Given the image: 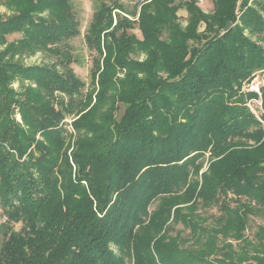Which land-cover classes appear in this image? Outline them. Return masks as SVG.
Returning <instances> with one entry per match:
<instances>
[{
    "label": "trees",
    "instance_id": "obj_1",
    "mask_svg": "<svg viewBox=\"0 0 264 264\" xmlns=\"http://www.w3.org/2000/svg\"><path fill=\"white\" fill-rule=\"evenodd\" d=\"M250 1L213 0L211 13L197 0L102 2L85 35L89 85L72 68V1H11L0 264H264V226L246 235L264 220V5ZM26 50L56 60L25 67L14 58Z\"/></svg>",
    "mask_w": 264,
    "mask_h": 264
},
{
    "label": "rangeland",
    "instance_id": "obj_2",
    "mask_svg": "<svg viewBox=\"0 0 264 264\" xmlns=\"http://www.w3.org/2000/svg\"><path fill=\"white\" fill-rule=\"evenodd\" d=\"M11 1L14 4V0H0V18H2L3 20H7L9 18H13L14 16L18 15V11L15 10V7L12 5ZM71 1H72L73 11L76 17L78 18V20L80 21V28H81V34L69 42V45L71 46L72 56L75 60V62L72 64V68L74 69L75 73L87 85H89V83L91 82V69L93 67V59L95 56V52L91 51L87 47L85 35L92 22L94 12L97 10L98 7H100L102 2L104 1L108 2V0H71ZM257 1L261 2L264 5V0H257ZM125 4L129 10H133L135 8L136 2L130 1V2H125ZM252 4H253V0L249 2V5H252ZM199 7H201V9L205 11L206 13H211L214 8L213 0H203V3L201 5L199 4ZM45 15L46 14H41L40 16L43 17ZM179 15H180L181 23L185 26L186 19H187V12L185 10H182L179 12ZM39 18L40 17L38 16L35 19H39ZM134 32L138 35L139 38H141V33L138 30H135ZM21 37H22V34L10 35L7 37V41L11 43L15 40L20 39ZM252 38L254 40L259 41V39L256 36H252ZM261 43L264 44V42H261ZM7 46H8L7 42L6 44L5 43L0 44V51L1 50L4 51L5 49H7ZM18 52L20 53L19 58L16 57L14 58V60H17L18 61L17 63L25 67L36 66V65H49V63L56 60L55 57L47 53H41L37 51L33 52L30 50H26L23 52L18 51ZM12 85L15 89H19L18 81L13 82ZM251 86H253L252 89L253 88L256 89L258 87L260 90L258 94L261 95V87L263 86L262 78H260V76H256L254 80L252 81L250 87ZM250 87H249V90H250ZM249 105L254 113H256L257 115L261 113L262 111L261 101L253 100L249 103ZM16 119L21 122L20 115H17ZM71 122L72 120L70 121V124ZM68 128L71 130L72 129L71 125H69ZM209 155L210 154H207V157ZM208 167H209V163L206 162L204 164V168L202 169L201 174L203 173V171H207ZM155 207H156V204L152 205L151 210L156 209ZM204 213L207 215H214V216L219 215L216 208L207 210ZM6 219H7L6 213L2 209L1 204H0V223H4ZM210 222H212V219H210ZM174 225H178L177 226L178 230L183 229V227L181 226L182 224L174 223ZM260 226H264V220L262 218L256 217V216L250 217L249 228L246 232L247 237H249V239H253L255 233L257 232ZM21 229H22V224L15 225L14 230L16 232L18 231L20 232ZM187 235H188V231H184L183 236L186 237ZM2 239L3 238L0 236V246H1ZM234 244L236 245V242Z\"/></svg>",
    "mask_w": 264,
    "mask_h": 264
},
{
    "label": "built area",
    "instance_id": "obj_3",
    "mask_svg": "<svg viewBox=\"0 0 264 264\" xmlns=\"http://www.w3.org/2000/svg\"><path fill=\"white\" fill-rule=\"evenodd\" d=\"M197 3L201 5V4L203 3V0H197ZM252 87H253V86L250 87V90L255 91V92H257V93L260 92V90H259L258 87H257L256 89H254V88L252 89Z\"/></svg>",
    "mask_w": 264,
    "mask_h": 264
},
{
    "label": "water",
    "instance_id": "obj_4",
    "mask_svg": "<svg viewBox=\"0 0 264 264\" xmlns=\"http://www.w3.org/2000/svg\"><path fill=\"white\" fill-rule=\"evenodd\" d=\"M230 27H231V24H229V25L227 26V28L225 29V31H228V30L230 29Z\"/></svg>",
    "mask_w": 264,
    "mask_h": 264
},
{
    "label": "clouds",
    "instance_id": "obj_5",
    "mask_svg": "<svg viewBox=\"0 0 264 264\" xmlns=\"http://www.w3.org/2000/svg\"><path fill=\"white\" fill-rule=\"evenodd\" d=\"M6 22L5 20H3L2 18H0V23H4Z\"/></svg>",
    "mask_w": 264,
    "mask_h": 264
},
{
    "label": "crops",
    "instance_id": "obj_6",
    "mask_svg": "<svg viewBox=\"0 0 264 264\" xmlns=\"http://www.w3.org/2000/svg\"><path fill=\"white\" fill-rule=\"evenodd\" d=\"M199 5V4H198Z\"/></svg>",
    "mask_w": 264,
    "mask_h": 264
}]
</instances>
